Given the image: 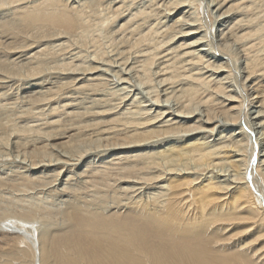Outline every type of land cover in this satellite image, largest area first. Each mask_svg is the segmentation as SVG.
I'll use <instances>...</instances> for the list:
<instances>
[{
	"label": "bare ground",
	"instance_id": "1",
	"mask_svg": "<svg viewBox=\"0 0 264 264\" xmlns=\"http://www.w3.org/2000/svg\"><path fill=\"white\" fill-rule=\"evenodd\" d=\"M229 1H231L232 4L225 8V3ZM126 2H128V0H120L116 2V4L120 3L117 7H114L112 5L107 6L109 4L107 3V5L105 6L106 8L104 7L105 9L101 10L99 14L105 11L106 18H108L109 15L111 17L112 14L113 20L115 18L123 17L124 15L121 16L123 14L122 9L124 7L126 9L128 8V6H126L127 4H125ZM245 2L248 1L245 0ZM5 3H8L7 5L15 4V6H13V8L11 9L13 22H17L21 25L24 24L28 27V29L31 30L40 32L45 31L47 34L46 38L50 39L52 36L56 35V33L61 32V34H65L66 37L75 35L74 37H78L79 39L86 38V40H88L87 38L89 36V33H91L90 31L97 25L96 22L92 21L95 20V18L97 19L96 21H99L101 19L97 17L98 13L96 14V12H94L95 10L88 12L86 11L90 3H88L87 1L81 3V5L78 6L72 3V1L70 0H31V2H26V0H0V7H2ZM155 3L156 0L154 2V5H156ZM113 4L115 5L114 2ZM239 5H245L244 0H211L209 3L208 0H173V2H171V6L174 12L172 14L169 13V15H178L185 9H187L185 7H188L190 9H188L184 13H189V11L192 9L194 10L192 14H194L195 11H198L199 9L202 15L205 16V18H210L209 13L212 10L210 9V6L211 8H213V10H215L216 16L213 20H211V24L209 26L206 23V19L204 23H201L197 18L195 23L198 22V24L195 25L194 23V25H192L193 29H191L196 30L195 32L191 33V30H189L188 33L185 31V33L181 32L183 34L182 37H188V40H190V42L183 45L181 44L179 46V48L181 49L180 52L184 56H192V59L189 56H187V58L189 57L191 61L197 62L200 61V56H196L198 53L193 54L196 49L193 50L194 52L192 51L193 53L190 51L186 52L185 50H190L198 46H205L207 43H209L207 46L210 45V48L214 51L213 53L217 55L215 61L219 60L222 61V63H212L209 66L207 65V68L215 69V71H217L215 73H225L227 78L225 77L224 79H229L232 77V75H234V78L236 80L235 82H238L237 79L239 78V71L237 72L236 70L235 59H232L230 57V51L228 52L227 48L223 47V44H216V40L218 39L223 42L222 38H219L223 35V31H220L216 37V31H219V29L216 30V28H218L219 26L222 27V23L226 21L225 19L228 20V18H231L230 15H228L229 11H231L233 7L236 8L235 6ZM169 8V10L172 11L171 7ZM223 8H225V10ZM222 9L224 11H222ZM239 11L241 12V10ZM212 12L213 11H211V13ZM143 13L144 11L142 10H138V12L136 10L135 13L127 14L128 18H126L125 23L122 24L121 28L124 26L126 27L128 22H130L132 19H137ZM107 20L108 19H106L105 21ZM176 22L183 21L181 19H177L175 23ZM136 23L134 24L136 25ZM134 24L130 23L129 28L131 25L134 26ZM100 25L102 24L100 23ZM184 26H186V24ZM214 26L215 29H213ZM257 26L258 28H256ZM260 27V24L249 27H247L246 24V28L243 27V29L240 27V33L242 34L239 38L248 40L247 43L243 41V43H245L243 45L240 43L242 45V50L244 51V53H246V56H248L249 53L253 51L251 49H254L256 46L254 42L252 45L251 41L258 40L259 43L264 42V35L263 37L261 36V38L258 37L259 33H261L262 30L264 31V27ZM50 30H52L50 33L53 34L49 33ZM95 31H98V29ZM92 33L90 34L91 36ZM153 34L155 35L157 33L154 32ZM198 35L199 37L197 38ZM172 37L173 36H169L168 41H166L164 45L169 43L170 39L172 40ZM254 37L256 38L254 39ZM90 38L92 39V37ZM65 39L67 41L65 40L58 45L54 44L56 46H36L38 49L36 47H33L32 49L28 48V50H30L26 53L27 57L26 54L20 55L19 59H21V61L28 58L30 61H32L28 62V67L26 66L22 68L23 70L19 75L26 78L23 79L24 89H31L32 87H40L42 89L44 87L41 86H43L44 83L49 84L47 77H44L43 81L36 80H40L44 76L43 71L48 70L47 67L50 63L48 62L47 57H49L48 55L52 53L51 51L54 47H58V50L60 48L61 51L63 49H67L66 47H71V45H68L71 44L69 43L70 38ZM73 41L74 44L78 43L75 42V39ZM79 42L82 43V41ZM76 45L74 47L75 49ZM161 46L162 43L160 42L156 47L160 48ZM172 50L174 51V48ZM164 51L167 52L168 50L166 49ZM63 52H65L66 54L65 50H63ZM96 52L98 51L92 52L91 55L93 57L91 58V60H89V62L92 61V63L87 62L89 63L88 65H84L83 62H81L83 66H80V64L75 66L71 65V67H68V65H64L61 67L58 64L60 67H53L52 65L54 71L48 73V75L54 73L56 74L55 77L63 76V78H65L66 80H71L70 83H73V85L75 84V82H77V85H75L74 87L78 86L76 90L79 91L88 88L92 89V87L96 86V82L102 80L100 79V76L95 77L94 74L96 75V73H100L101 75L105 71L104 69H101L102 67L114 66V63H116L117 61L114 55H112L111 59H103L102 57L104 55L98 56L99 54ZM121 52H119L120 55L123 54H121ZM148 52L149 51H147L146 61L144 62L146 63L145 67H149L151 62L155 60L157 56L156 52L155 54L152 51H150L149 54ZM259 53L260 55H262L260 51ZM73 54L71 55L72 57ZM256 54L253 53L249 58H247L245 68L243 67L246 70V80L248 81L246 82L249 85H245L244 83L240 84V82L235 83L237 84V86L235 85V88L238 89L237 93L233 91L234 89L230 91L232 93H230L229 91L227 92L226 87L222 86L221 83L214 82L213 86H209L211 81H207L208 79L203 76L204 74H201L202 72L200 71V69L199 72L201 73H196L193 75L192 73L194 72L191 71L192 73L190 75L186 74V76H188L187 78L189 82H191L190 88L187 89L186 93H181L183 94V97L187 99L185 100V104H183V107H180L181 105H179V108L183 109V111L178 116L182 117L179 121H175L174 118L167 119L166 121H159L161 123L160 125L163 126H156L155 120L157 118L159 119L160 117L162 118V115L164 114L163 112L159 113V109L155 116L147 117L141 120H120L119 118L115 117L112 119V124L115 126H113V128L116 129L118 127H121L122 129L119 130L117 136H112V138L104 136L109 133L106 131H111L112 128L111 130H106V128L102 131L96 130V135H93L96 136L95 141H97L95 146H92L91 148L88 146L89 149H84L86 151L81 150L80 152L76 153L77 155L75 154V157L70 158L71 160L67 156L66 157L68 159H60L62 157L59 158V156L58 159L55 158L56 160L51 159L52 156H50V158L48 159H45L44 157H40L39 154L35 152V150L38 151L37 148L34 149L32 151L33 153H30L29 155V161L26 159L28 163H30L29 166L25 167L27 170L26 173H28V175L24 173L26 175V179L30 177V179H33L34 181L44 182L47 179L51 178L55 182L62 172L63 174L70 173L71 175H67L63 180L65 181L64 185H68L70 183V180L72 179V175L74 174L73 167L75 169L79 164V162L77 161H88L86 162L87 165L84 167V169L81 170V175H84V177L88 178V174L94 172L93 169L98 167L95 166V164H97V162H94L95 158L101 157L103 159L105 155H107V153L110 154L114 149L115 151H123L125 149L142 148L144 146H147V143L149 142L158 141L164 136L170 137L175 133H180L184 138V140H182L181 142L183 143L181 146L174 147L175 145H172V148L168 150L169 154H172L171 157H173L174 155V157H176L175 159H179L181 163L184 162L182 169L176 171L174 170V168H171L167 171L161 170L153 173L148 172V170L151 167H154V165L155 167L159 165L157 162H150V160H155V158L162 155L161 152L157 153V157L156 155L150 156L152 154H149L148 152L147 154H145L144 152V154L142 155H131L132 152H126L114 155L108 162V164L113 165V167L114 165H121V168L118 167L119 169L117 172L123 170L131 175V165H127V162L124 164H121L120 162L128 160H140L141 162L139 163L142 164V167L139 168L138 171H143V176H137V181H129L131 183L130 186L134 184V191H137V193H139L138 191L142 189L143 191L144 189H150L154 192L155 190H158L162 193L156 194L152 192L153 196H150L151 198L148 196V198H141L139 196H136L140 200L138 199L134 202L132 201L128 203L123 207H114L110 210L108 209L109 204L105 206L101 202L91 208L89 204L83 203L84 201H81L82 198L79 199L77 198V196H67L69 198V201H65L69 202L70 206L68 207V214L64 215L69 222V226L60 230L56 228L52 229L54 223L48 222V225L46 224L43 230L39 232L38 255L40 264H264V55L261 57L260 55L258 56ZM169 55L171 56V53ZM169 55L167 54L166 58ZM41 56H47L45 59L46 62L43 61ZM179 56H181V54H179ZM171 57L172 58L169 60L162 61V68L157 67L158 69L160 68L159 72L163 73V75L161 74V76H164L163 78H165L166 75H169V77L166 78L168 79L166 80L168 81V85L173 84V82H175L174 80L178 78V74H175L178 73V69H175L177 70L175 72L174 70H172L173 66H171V60H174L175 57ZM122 60L123 63L126 62L125 59ZM195 62L192 63L196 64ZM30 64L33 65L29 66ZM142 64L140 63V65ZM201 65L203 67L202 69H204L205 66H203V64ZM180 66L182 65H179V67ZM196 66L197 68L195 69L197 70L199 64ZM118 67L119 66L117 65V68ZM192 69L194 70V68ZM169 70L170 73H167L169 72ZM196 70L195 72L198 71ZM173 74H175L176 76H174ZM170 75L172 76L170 77ZM181 76L185 77V74H181ZM184 77H182L183 80H181L180 82L184 81ZM70 83L68 84L70 85ZM66 87H68L67 84ZM158 87L159 85L157 86V88ZM170 87L172 89L171 85ZM182 90L183 89H181L180 91ZM250 90H252L251 93ZM168 92H170V90ZM204 93L206 94L203 95ZM122 96L123 95H121L120 97L122 98ZM73 98L69 97L67 99H69L70 102H73L75 100ZM196 99H198L199 101H197ZM219 99H221L222 101H220ZM171 100L174 101V99ZM193 101V105L195 104V101L198 104L201 103L202 105H204L205 110L197 112V107L199 106L197 104L195 106L196 112H194V109H190V105H187V103L191 104ZM215 101H217L218 103L216 102L214 104ZM226 102H229V104H226ZM208 103L210 104V106H208ZM64 107H66L65 110H67V107L69 106L68 104H65ZM252 108H255L257 111H252ZM183 114L187 116H184ZM201 114H203V118ZM183 118L186 119V122H182ZM193 119H197L194 124L192 123ZM219 122L221 123L220 126L222 127H218L217 130L226 129L227 127L235 128L233 134H229L230 136H227L223 134L224 132H222V134L218 137L219 139H216L224 140L221 142L218 141L220 142L219 146L218 144L206 146L208 145V143L212 142L213 139L210 141L206 140L213 135L216 128L215 126H218L217 123ZM77 124L79 125V123ZM74 125L77 126L76 123ZM260 132L261 134H259ZM71 134H55L54 136H51V138L49 136V138L51 139L50 141L53 142V145L47 144L45 146H52V148H64L69 143H71L70 141L73 140V136ZM199 134H202L203 137L200 139L192 138L195 135L197 136ZM234 135L237 139H234ZM99 136H104L105 138L103 137V140H99L97 139ZM238 137H240L239 140ZM232 138L234 140H231ZM110 141H113V144H111ZM111 145L114 146L112 147ZM101 151L108 152L104 153V155L102 156H99L98 154H102ZM62 154H64V152ZM158 154L160 155L158 156ZM234 158H236V160ZM166 159H168V157ZM72 160H75L77 163H71ZM135 162L136 164L138 163L137 161ZM222 162H225L227 167L229 169H232V171H230L234 172L235 174L229 176V179L220 181V177H227V175H224V173L226 172H221L220 170L219 172H214L213 169L219 167L224 169L225 165L222 164ZM131 163H134V161H132ZM218 164L222 165L216 167V165ZM135 166L137 167V165ZM51 168H53V170H50ZM147 168L148 170H146ZM105 169L109 168L107 167ZM30 172H32V174H35L36 172V174L32 177ZM105 173H107L106 170ZM61 181L62 180L60 179V182ZM80 185L82 184H78L76 186L80 188ZM66 188L67 187L64 186L59 190L58 188H56L54 190H51V193L53 194V196H55L54 193H57L59 197H62L63 195H66V193H68V190L67 192L65 190ZM135 193L136 192H134L133 194ZM130 194H132V192H130ZM157 197H161L163 199L160 198L161 200H157ZM2 264L12 263L6 261Z\"/></svg>",
	"mask_w": 264,
	"mask_h": 264
},
{
	"label": "rangeland",
	"instance_id": "2",
	"mask_svg": "<svg viewBox=\"0 0 264 264\" xmlns=\"http://www.w3.org/2000/svg\"><path fill=\"white\" fill-rule=\"evenodd\" d=\"M70 1H72V3L78 6L81 5V3L85 1H87L88 3L90 2L89 3L90 6L88 5L86 11L88 12V11L95 10L94 12H96V14L98 13L97 17L99 19L101 18L100 19L101 21L100 20L96 21L97 20L96 18L95 20L92 21V22H96L97 27L95 26V28H93L90 31L91 33L92 32L93 33H92V36L90 35L91 33H89V36L87 38L88 40H86V38L79 39L78 37H74L75 35L66 37L65 34H61V32L56 33V35H54L55 37L52 36L51 39L46 38L47 34L45 31L40 32L36 30H31V29H28V27L25 26L24 24L21 25L17 22H13V19H12L13 16L11 14V9L13 8V6H15V4L7 5L8 3H5L3 4L2 7H0V258H1L0 264L5 263L6 261L12 264H23V263L40 264L39 255H38L39 254V251H38L39 250L38 248L39 232L43 230L44 226L48 222L54 223L52 229L56 228L60 230V229H63L69 226L68 225L69 222L67 221V218H65L66 217L65 215L68 214V210H69L68 207L70 206L69 202H66L67 200L69 201V198L67 196H77V198L79 199L82 198L81 201H84L83 203L89 204L91 208L98 205L101 202L105 206L109 204L108 209L110 210L114 207L116 208L119 206L123 207L132 201L134 202L138 200L139 198H137L136 196H139L141 198H148L150 196L151 197L153 196L152 192L156 194L162 193L161 191L155 190L154 192L153 190H150V189L149 190L144 189V191L143 189L139 190L138 191L139 193H137V191H134V187H133L134 184L130 186L131 185L130 182L137 181V176L138 177L143 176L142 173L144 172L141 170L138 171V169L142 167V164L139 163L141 161L140 160H128V161L120 162L121 164L122 163L124 164L127 162L126 163L127 165L129 166L131 165L130 169L132 167V170L130 172L131 175H129L127 172L123 170L120 172H117L118 169L121 168V165L119 166L114 165L113 167V165L108 164V162L111 160V158L114 155L122 154L126 152H132L131 155H139V154L142 155L144 154V152L145 154H147L148 152L149 154H152L150 156L156 155L157 157V153L161 152L162 155L158 154V156L160 155L159 157L155 158V160H152V161L150 160V162H157L159 165L156 167L154 165V167H151L149 169L150 171L148 170V168L146 169L148 170V172H152V173L161 171V170L167 171L168 169H171V168H174V170L176 171V170L182 169L183 164H184V162L181 163L179 159H175L176 157H174V155L173 157H171L172 154H169V151H168L169 149L172 148V145L173 146L175 145L174 147H178L183 144L181 143L182 140H184L182 135L180 133H175L170 137L164 136L163 138H160L158 141L149 142L147 143L148 144L147 146H144L142 148L125 149L123 151H115L114 149L112 152L110 151L111 155L107 153L108 151L106 152L101 151L102 154H98L99 156L104 155V153H107V155H105L103 159L101 157L95 158L94 162H97L95 166H98V167L93 169L94 172L91 171L92 173L88 174L89 176L88 178L84 177V175H81V170L84 169V167L87 165L86 162L88 161L87 160H84V162L77 161L79 162V164L77 165L75 169L73 167L74 174L72 175V179L70 180V183L68 185L66 184L67 185L66 186L64 185L65 181L63 180L70 173L63 174L62 172L59 178L55 182L51 178L47 179L44 182L34 181L33 179H30V177L26 179V175H28V173H26L27 170L25 167L29 166L30 164L28 163L29 155L30 153H33L32 151L34 149L37 148L38 151L35 150V152L39 154L40 157H44L45 159L50 158V156H52L51 159H54V160L58 159V156L59 158L62 157L60 159H68L67 157H69L70 159V158L75 157V154L80 152L81 150L89 149V147L91 148L92 146H95L97 141H95L96 136H93V135H96V132H97L96 130L102 131V130H105V128L106 130L108 129L111 130L112 128L111 131H106V132H109L108 134L110 133L111 134L110 135L107 134L104 136L108 138L110 137L112 138V136L113 137L117 136V133L119 132V130H122V129L121 127H118L116 129L113 128L114 125L112 124V119L115 117L119 118L120 120L121 119L141 120L147 117L155 116V114L158 112V109H159V113L163 112L164 114L162 115V118L160 117L159 119L157 118L155 120L156 126H159L161 124L160 122L166 121L167 119L174 118L175 121H179L182 117H178V116L183 111L182 108H179V105H181L180 107H183V104H185L184 102L187 99V98L185 99V97H183V94L181 93H186L187 89L190 88V82H191V81L189 82L187 78L188 76H186V74L190 75L192 72H194L192 73L194 75L196 73L202 72L201 74L202 75L204 74L203 76L208 79L207 81H211L209 86L211 85L213 86L214 82L221 83L222 86L226 87L227 92L228 91L230 92L232 91V89H234L233 91L237 93L238 89L235 88L237 86V84L235 83L240 82V84L244 83L245 85H249L247 83L248 81L246 80L247 78V74H245L246 70L244 69L247 58H249L253 53L255 54L257 53L256 55L259 56L260 55L259 51L262 54L260 55L261 57L264 55L263 54L264 53V42L259 43L258 40H254L251 42H252V45L254 42L256 46L254 49H251L253 51L251 52L249 51L250 52L249 55L246 56V53H244V51L242 50V45L247 43L248 40L246 39L243 40L242 38H239L242 34L240 33V30L241 28L243 29V27L246 28V24H247V27L254 26L256 24H260L261 27H264V9H263L264 1H261V0H247L248 2H245L244 0L245 5L235 6L236 8L233 7L232 10L229 11L228 13V15H230L231 18L230 19L228 18V20L225 19L226 21L222 23V27L219 26L218 28H216V30L219 29V31H216V37L220 31L221 32L223 31V35L219 37L220 39L222 38L223 42L218 39L216 40L217 41L216 44H223L224 45L223 47H226L228 52L230 51L229 52L230 57L232 59L233 58L235 59L236 70L237 72L239 71L238 72L239 78L238 79L236 78L238 82H235L236 80L234 78V75H232V77L229 79H224L226 77L225 73H215L217 72L215 71V69L207 68V65L209 66L212 63L214 64L222 63V61H219V60L215 61L217 55L213 53L214 51L213 49L210 48L211 47L210 45L207 46L209 43H207L205 46H198L190 50H185L186 52L188 51L192 52L194 49H196L195 50L196 53L194 51H193L194 53L193 52L192 53L199 54V55L198 54L196 55L197 57L200 56L199 57L200 61H197V62L191 61L192 56L187 55L191 58L190 59L189 57L187 58V56L182 55V53L180 52L181 49L179 48V46L181 44L183 45L185 43L190 42V40H188L189 39L188 37H184V38L182 37L183 34L181 32L188 33L189 30L193 29L192 25H194L197 18H198V21L201 23L202 22L204 23L206 19V23L209 26L211 24V20H213L214 17L216 16L215 14L216 12L215 10H213V8H211V6H210V9H212L211 11L213 12L211 13L210 11L209 13L210 18L209 17L205 18V16L202 15L199 9L198 11H195L194 14H192V12L194 11L192 9L189 11V13H184L185 11L190 9L188 7H185L187 9H185L183 12H181L178 15L176 14L169 15V13L172 14L174 12L171 6V2H173V0L172 1L171 0L169 1L168 0H162V1L156 0V3H155L156 5H154L155 0H128V2H126L125 4H127L126 6H128V8L130 9L128 8L126 9L124 7L122 9L123 14L121 15V16L123 15L124 16L115 18L113 20L112 14H111V17L109 15L108 18H106L105 11L101 12L100 14L99 12L106 8L105 6L107 5V3H109L107 6L112 5L114 7H117L120 3L116 4V2L120 0H70ZM210 1L211 0H208V3ZM26 2H31V0H26ZM113 2L115 3V5L113 4ZM225 4H226L225 8H227L232 3L231 1H229ZM249 6L250 7L252 6V7L250 8ZM169 7H171L172 11L169 10L170 9ZM225 8L223 9L225 10ZM223 9L222 11H224ZM136 10L137 12L138 10L139 11L142 10L144 11V13L140 15V17H138L139 19L138 18L132 19L130 22H128L126 27L124 26L121 28L122 24L125 23L126 18H128L127 14L135 13ZM239 10H241V12ZM106 19L108 20L105 21ZM141 19L143 22L141 21ZM177 19H181L183 22L175 23ZM136 20H137V23H136ZM132 21L136 23V25ZM100 23L102 25H100ZM130 23L134 24V26L131 25L129 28ZM183 24L184 25L186 24V26H184ZM196 24H198V22H196L195 25ZM256 28H258V26ZM97 29L98 31H95ZM213 29H215V26ZM51 31L52 30H50L49 33ZM195 31L196 30H191V33ZM154 32H156L157 34L154 35L153 34ZM50 34H53V33H50ZM263 35H264V31L262 30L261 33H259L258 37L261 38V36L263 37ZM169 36H173L172 40L170 39V42L164 45L165 42L168 41ZM90 37H92V39ZM198 37L199 35L197 36V38ZM65 38H70L69 43H71V44H68V45H71V47L69 46L70 48L66 47L67 49H63L66 51V54L65 52H63V50L61 51L60 48L58 50V47L56 48L54 47L53 50L51 51L52 53H50L51 55L50 54L48 55L49 57L41 56L43 61H45L47 57V60L50 64L47 63L48 70L43 71L44 76L40 80H36V81H43V78L47 77L49 84L44 83L43 86H41V87H44L42 89L40 87H32L31 89H24L23 79H26V78L24 76H19V75H20V72H22L23 70L22 68L26 67L28 62H32V61H30L29 58L28 59L25 58L26 60L21 61V59H19L20 55L26 54L27 51H29L30 49L36 46L45 47L48 45V47H50V46H53L54 44L58 45L61 42H64L66 40ZM71 38H72V41H71ZM149 38H152V39H149ZM255 38L256 37H254V39ZM74 39H75V42H78L79 44L78 43H76L77 45L74 44L73 43ZM206 39H209V38H206ZM79 41H82V43ZM243 41L245 43H243ZM160 42L162 43V46L160 48H157L156 46H158ZM75 45H76V49L74 48ZM77 47H79L80 49ZM28 48L30 49L28 50ZM173 48H174V51L172 50ZM152 49L154 50V52ZM166 49L168 50L167 52L164 51ZM197 49L198 50L200 49L199 50L200 52ZM95 51H98L96 52L99 54L98 56L104 55L102 57L103 59H111L112 55H114L117 61L115 60L116 63H114V66L102 67L101 69H104L105 71L101 75L100 73H96V75L94 74L95 77L100 76L101 77L100 79L102 80L99 82H96V86L92 87V89L88 88L89 90L83 89L79 91V90H76L78 86L74 87L75 85H77V82H75V84L73 85V83H70L71 80H66L65 78H63V76L55 77L56 74L54 73L51 75L50 74L48 75V73H51L52 71H54L53 67H60V66L62 67L64 65H68V67H71V65L73 66L80 65L81 62H83L84 65L85 64L88 65L89 63H92V61L89 62V60H91V58L93 57L91 55L92 52H95ZM147 51H149L148 54L150 53V51H152L154 54L155 52L157 53L155 60L151 62L149 67H145L146 63H144L146 61ZM119 52L123 54L120 55ZM75 53H76V56H75ZM138 53H139V56H138ZM170 53H171V56L175 57L174 60H171L172 62L171 66H173L172 70L176 72L177 70L175 69H178V73H175V74L179 75V76L177 75L179 79L176 78L174 80L175 82L172 81L173 84L168 85L167 84L168 81H166L168 79L166 78H168L169 75H166L165 78H163L164 76H161V74L163 75V73H160L159 72L160 68L158 69L157 67L162 68V61L169 60L172 58L169 55ZM72 54H73V57L71 56ZM117 54L120 56H118ZM167 54L169 55L167 57L168 59L166 58ZM179 54H181V56H179ZM133 55L136 57H134ZM26 57H27V54H26ZM183 58H184V61L185 60L186 61L188 60V61L187 62L185 61L184 63ZM122 59H125L126 62L123 63ZM192 62H195L196 64H193ZM140 63L141 64L143 63V64L140 65ZM83 64H81L80 66H83ZM198 64L199 66H198V69H197L198 71H197L195 68H197L196 65ZM201 64L205 66L204 69H202L203 67ZM31 65L33 64H30L29 66ZM117 65L119 66L118 68H117ZM179 65H182L180 66L181 68L179 67ZM192 68H194V70ZM199 69L201 72H199ZM195 70L197 72H195ZM186 71H189V72H186ZM167 73H170V70ZM175 74L173 75L176 76ZM181 74L182 75L185 74V77L181 76ZM171 76L172 75H170V77ZM182 77H184V81L180 82L181 80H183ZM36 81H33V82H36ZM68 83H70V85ZM66 84L68 87H66ZM158 85L159 87L157 88ZM170 85L172 86L173 90L171 89ZM161 87L164 89V91ZM178 89L180 90L183 89V90L180 91ZM169 90L170 92H168ZM165 91L168 93L169 96L167 95ZM251 91L252 90H250V93ZM74 92H78V93H74ZM206 93H204L203 95H205ZM120 94L123 95L122 98L120 97L121 96ZM69 97H72V98L74 97L73 99L75 100L73 102H70L69 99H67ZM169 97L171 99H174V101L171 100ZM196 100L199 101L198 99ZM219 100L222 101L221 99ZM216 102L217 101H215L214 104ZM193 103L194 101L191 104L187 103V105H190V109H194L193 111L196 112L195 106L198 103L196 101L194 105ZM65 104H68L70 108L67 107L68 109L65 110L66 109V107H64ZM226 104H229V102H226ZM198 105H199L198 106L199 108L197 107V112L198 111L201 112L205 110L204 105H202L201 103ZM133 106L136 108H134ZM208 106H210L209 103H208ZM251 110L255 111L256 109L252 108ZM125 112H128V113H125ZM184 116H187V115H184ZM201 116L203 118V114H201ZM195 121H197V119H193L192 123L194 124ZM182 122H186V119L183 118ZM75 123L77 126L74 125ZM77 123H79V125ZM217 124L218 126L217 125L215 126L216 128L213 133L214 136L213 135L210 136L206 141H210L212 139L213 140L212 142L208 143V145L206 146H211V145H216V144H218L219 146V143L224 140H216V139H219L218 137L222 134V132H224L223 133L224 135L230 136L233 134V131L235 130V128H230V127L229 128L227 127L228 129L226 128V129L217 130L218 127H222L220 126L221 125L220 122ZM160 126H163V125H160ZM261 132L259 134H261ZM61 133H68V134L72 133L71 135L73 136L72 138L73 140L70 141L71 143L67 145L68 147L66 146L64 148L63 147H60V148L53 147L52 148V146L50 147L45 146L47 144L53 145V142L50 141L51 136H54L55 134H61ZM104 136L102 137L99 136L97 139L103 140ZM206 136H209V135H206ZM202 137H203L202 134H199L197 136L195 135L192 138L200 139ZM234 139H237L235 138V135H234ZM234 139L232 138L231 140H234ZM239 139L240 137H238V140ZM110 143L113 144V141H110ZM42 147H45V148H42ZM39 148H42V149H39ZM63 152L64 154H62ZM163 155H165L166 157ZM228 155H231V154H228ZM167 157L169 161L168 159H166ZM234 159L236 160V158ZM132 161H134V163H131ZM135 161H137L138 163L136 164ZM77 162L75 160L71 161V163H77ZM178 162L180 165L178 164ZM222 164L225 165L224 169L220 167L213 169L214 172L215 171L219 172V170L221 172L223 171L226 172L224 173V175H227V177H224V178L220 177L219 178L220 181L224 179H229L230 178L229 176H231L232 174H235L234 172H231L232 169L231 168L229 169L225 162L224 163L222 162ZM222 164H218L216 165V167ZM135 165H137V167ZM101 166L104 168H102ZM107 167L110 170L105 169ZM50 170H53V168H51ZM105 170L107 173H105ZM24 173H26V175ZM30 173L32 177L36 174V172L35 174H32V172ZM76 175H78L79 177ZM208 175H211V174H208ZM60 179L62 180L61 182H60ZM78 184H82L80 185L81 186L80 188L76 186ZM127 185H129L130 187ZM63 186L67 187L65 189L66 192L68 190V193H66V195H63L65 197L63 196L59 197L57 193H54L55 196H53V194L51 193V190H54L56 188H58L59 190ZM119 186H122V187H119ZM130 192H132V194H130ZM134 192L136 193L133 194ZM160 198L157 197V200L163 199V198L161 199ZM55 224L57 227L55 226Z\"/></svg>",
	"mask_w": 264,
	"mask_h": 264
}]
</instances>
